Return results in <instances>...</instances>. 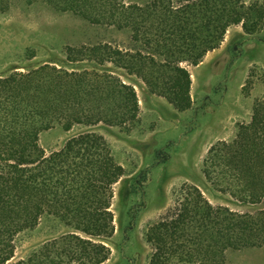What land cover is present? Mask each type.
Returning <instances> with one entry per match:
<instances>
[{
  "label": "trees",
  "instance_id": "obj_1",
  "mask_svg": "<svg viewBox=\"0 0 264 264\" xmlns=\"http://www.w3.org/2000/svg\"><path fill=\"white\" fill-rule=\"evenodd\" d=\"M12 0H0V12ZM72 13L90 24L128 31L133 44L68 48L70 61L112 64L141 80L179 112L192 106V74L227 32L258 30L260 6L246 0H22ZM80 58V59H79ZM135 86L115 73L43 65L0 77V264H103L115 233V185L125 176L100 124L139 123ZM55 126L69 137L49 154L41 135ZM203 175L215 189L250 205L264 203V99L231 140L211 146ZM45 215L70 228L16 259L17 238ZM149 264H227L229 251L264 247V211L238 213L183 184L148 228Z\"/></svg>",
  "mask_w": 264,
  "mask_h": 264
},
{
  "label": "rangeland",
  "instance_id": "obj_2",
  "mask_svg": "<svg viewBox=\"0 0 264 264\" xmlns=\"http://www.w3.org/2000/svg\"><path fill=\"white\" fill-rule=\"evenodd\" d=\"M246 1L260 6L254 19L260 17L258 30L247 33L242 25L231 27L219 49L209 52L199 66L188 67L192 106L184 112L112 64L102 67L91 60H69L70 47L108 42L131 48L128 31L93 25L72 13L22 0H12L10 9L0 12V77L50 65L115 73L136 88L139 123L130 128L103 124L93 128L106 138L125 169L115 185V233L107 241L111 256L103 264H149L148 228L173 204L183 184L200 188L214 205L238 213L264 211V203L245 204L215 189L202 172L211 146L233 139L241 125L250 123L255 103L264 99V0ZM76 132L55 126L42 133L41 145L48 154L60 150ZM69 231L57 218L45 215L35 229L17 238L16 259ZM227 264H264V247L229 251Z\"/></svg>",
  "mask_w": 264,
  "mask_h": 264
},
{
  "label": "bare ground",
  "instance_id": "obj_3",
  "mask_svg": "<svg viewBox=\"0 0 264 264\" xmlns=\"http://www.w3.org/2000/svg\"><path fill=\"white\" fill-rule=\"evenodd\" d=\"M45 25V24H44ZM40 31V30H39Z\"/></svg>",
  "mask_w": 264,
  "mask_h": 264
}]
</instances>
